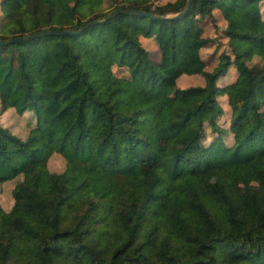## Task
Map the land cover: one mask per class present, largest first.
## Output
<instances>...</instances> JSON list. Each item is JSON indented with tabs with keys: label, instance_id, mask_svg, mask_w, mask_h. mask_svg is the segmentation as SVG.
<instances>
[{
	"label": "trees",
	"instance_id": "1",
	"mask_svg": "<svg viewBox=\"0 0 264 264\" xmlns=\"http://www.w3.org/2000/svg\"><path fill=\"white\" fill-rule=\"evenodd\" d=\"M184 2L0 0L1 39L99 18L75 33L0 42V113L34 116L24 134L0 121V180L20 175L9 209L0 204V264H264V175L259 184L238 181L264 138L256 102L264 97V0H191L180 15L120 9L102 19L126 7L171 14ZM214 18L228 50L209 65L203 28ZM99 43L114 49L113 61L97 54ZM35 53L61 60L68 76L31 79ZM232 69L235 77L221 82ZM183 75L200 80L182 87ZM185 93L192 101L175 111L184 122L176 132L142 118L159 95L170 104ZM222 93L227 128L217 120ZM52 152L63 157L61 170L48 167ZM194 158L227 171L210 182L214 198L201 196L199 176L184 170ZM163 172L174 189L157 199Z\"/></svg>",
	"mask_w": 264,
	"mask_h": 264
},
{
	"label": "rangeland",
	"instance_id": "2",
	"mask_svg": "<svg viewBox=\"0 0 264 264\" xmlns=\"http://www.w3.org/2000/svg\"><path fill=\"white\" fill-rule=\"evenodd\" d=\"M164 0H155V2H163ZM264 12V3L260 5ZM223 21L214 18L207 19L204 25L203 31L205 35L210 36L212 39L201 47L202 56L205 58L209 65L212 64L214 59H217V54L220 50H228V44L226 37L222 33ZM148 44V42H146ZM149 46V44H148ZM154 52L152 44L149 46ZM97 54L110 61L114 59V49L107 43H99L96 45ZM257 59V56L253 57V61ZM114 69H120L114 62H112ZM233 70V69H232ZM68 66L61 62V60L48 59L40 54H33L32 58L27 65V72L31 79L48 78L55 84H59L68 76ZM121 72V71H120ZM236 72L233 70L229 76L222 79L221 82L226 83L235 77ZM200 79L196 76L183 75L177 78L176 82L179 86H187L198 82ZM192 96L189 93L178 95L172 99L169 104L164 95H159L155 101L146 107L142 112V118L157 117L163 120L164 124L172 132H176L184 122L176 117L175 111L185 110L190 102ZM218 102L221 105L222 112L217 116V120L220 124L227 128L230 118V104L228 103V94L222 93L218 96ZM258 109L264 118V97H258L256 99ZM34 116L30 110H26L23 113H18L15 108L8 107L0 113V121L2 124L9 126L13 131L20 134H24L27 129V120H33ZM206 141L212 136V131L209 126L206 125ZM224 139L227 142L232 140V133L227 129ZM264 138H257L255 141V152L251 160L248 163H244L240 166L238 181L241 184L253 183L259 184L264 175ZM184 170H193L197 173L201 183L200 195L205 198H214V192L210 188V182L214 179L223 180L227 176V171L224 167L216 165L208 168H202L199 162V158L187 160L184 164ZM48 167L52 170H61L64 167V159L58 152H52L48 158ZM20 175L13 178L0 180V204L4 209H9L12 204L13 196L11 189ZM155 196L154 198H163L168 195L174 189V181L166 173L163 172L155 181Z\"/></svg>",
	"mask_w": 264,
	"mask_h": 264
},
{
	"label": "water",
	"instance_id": "3",
	"mask_svg": "<svg viewBox=\"0 0 264 264\" xmlns=\"http://www.w3.org/2000/svg\"><path fill=\"white\" fill-rule=\"evenodd\" d=\"M190 1L191 0H185L183 8H181L180 10H178V11H176L174 13H171V14H160V13H156V12H153V11L143 10V9H140V8L126 7V8H118V9L112 10L107 15L103 16L102 19H105L106 17L112 15L113 13H115L116 11H118L120 9L130 10V11H133V12H136V13H141V14H148L150 16H155V17H168V16H171V15H180V14H182V13H184V12H186L188 10V8L190 6ZM98 20H99V18H93V19L89 20L88 22H86L85 24L80 25L76 29L54 28V29H47V30H39V31H36V32H33V33H29V34L12 36V37H10L8 39H1L0 38V42H8V41H15V40H19V39H25V38H28L30 36L37 35L39 33H47V32H61V33L70 32V33H75V32H78L83 27H85L86 25H88V24H90L92 22L98 21Z\"/></svg>",
	"mask_w": 264,
	"mask_h": 264
},
{
	"label": "crops",
	"instance_id": "4",
	"mask_svg": "<svg viewBox=\"0 0 264 264\" xmlns=\"http://www.w3.org/2000/svg\"><path fill=\"white\" fill-rule=\"evenodd\" d=\"M164 1H166V0H164Z\"/></svg>",
	"mask_w": 264,
	"mask_h": 264
}]
</instances>
